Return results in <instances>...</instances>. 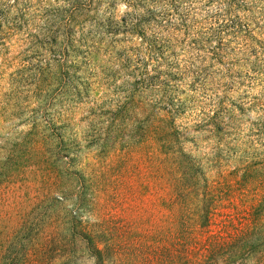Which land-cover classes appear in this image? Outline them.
<instances>
[{"label":"rangeland","instance_id":"rangeland-1","mask_svg":"<svg viewBox=\"0 0 264 264\" xmlns=\"http://www.w3.org/2000/svg\"><path fill=\"white\" fill-rule=\"evenodd\" d=\"M0 264H264V0H0Z\"/></svg>","mask_w":264,"mask_h":264},{"label":"trees","instance_id":"trees-1","mask_svg":"<svg viewBox=\"0 0 264 264\" xmlns=\"http://www.w3.org/2000/svg\"><path fill=\"white\" fill-rule=\"evenodd\" d=\"M236 239H232V241H234ZM237 241H239V247H237L236 245H230V246H234L237 248V253H239V255H241L240 253H242V244H244V240L243 239H237ZM238 254H235L234 256H237Z\"/></svg>","mask_w":264,"mask_h":264}]
</instances>
